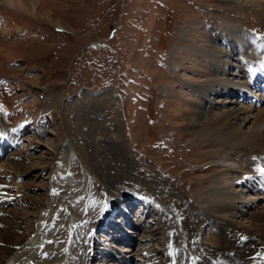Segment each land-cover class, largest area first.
<instances>
[{
  "label": "rangeland",
  "instance_id": "1",
  "mask_svg": "<svg viewBox=\"0 0 264 264\" xmlns=\"http://www.w3.org/2000/svg\"><path fill=\"white\" fill-rule=\"evenodd\" d=\"M46 11L51 23L0 2V131L22 125L13 138L17 146L0 160V234L8 227L5 220L29 238L38 228L36 218L48 230L67 224L65 205L77 208L78 225L86 224L122 196L136 200L125 184L141 186L150 176L198 206L205 220L197 224V238L214 246L226 222L203 211L208 185L201 180L215 177L210 169L220 146L201 142L172 120L171 110L182 99L195 100L202 84L191 68H182L181 53L194 50L189 35L205 27L213 47L228 52L223 38L231 29L253 36L250 28L264 38V18L223 0H42L40 12ZM207 95L218 102L213 111L246 105L234 95ZM67 140L73 151L63 147ZM240 184L233 177L230 188L242 198L261 193ZM81 191L83 200L74 205ZM260 205L240 203L237 228L250 227V214ZM159 209L153 204L134 222L137 227L126 226L128 243H121L125 234L105 239L115 236L124 250L132 248L122 252L131 264H166L167 246L154 232ZM225 231L233 240L244 235ZM3 251L0 245V261ZM79 252L73 258L89 263L92 254ZM102 253L91 262L99 263Z\"/></svg>",
  "mask_w": 264,
  "mask_h": 264
},
{
  "label": "bare ground",
  "instance_id": "2",
  "mask_svg": "<svg viewBox=\"0 0 264 264\" xmlns=\"http://www.w3.org/2000/svg\"><path fill=\"white\" fill-rule=\"evenodd\" d=\"M223 1L236 9H253L264 18V0ZM0 2L36 19L52 22L49 11L43 15L40 12L42 0H0ZM191 33L189 36L195 37V40H189V44L194 50H191L192 52L185 50L181 53L182 68H191L196 81L202 84L198 92L194 93L197 97L195 100L182 99L181 107L171 110L172 120L186 133H192L201 139V142L220 146L210 169L216 171L215 177L201 180L208 185L203 198L205 203L203 211L216 212V218L226 222V225L220 228L217 241L213 242L214 246L203 243L196 234H198V222H204L205 219L201 220L197 214L200 210L195 203L177 194L164 182L150 179V176L141 180L143 183L141 186L134 183L125 184V190L133 196H141V202L146 199L144 208L155 204L161 209L158 215L160 223L154 232L159 233V237L162 234L161 239L165 241L167 264H264V205L259 203L264 200V175L259 172V168L264 167V106H262L264 104V42L253 41V37L242 29H231V34L225 35L226 42L233 49L230 50L232 52H228L213 47L209 27H205L204 32ZM252 44L255 45L256 51L249 48ZM236 54H239L238 59L234 57ZM240 77L245 79L241 81ZM207 93L221 94V96L234 95L235 102L239 99V102H244L246 105L213 111L212 108L216 107L218 102H213L210 98L211 94L207 95ZM112 96H115V93ZM6 141L7 137L0 136V146ZM62 145L66 150L74 149L70 140L63 142ZM233 177L238 183L241 182V186L250 184L261 193L242 198L237 195L235 189L230 188ZM88 185L86 182L84 188ZM81 193L82 191L79 192L78 199L72 202L74 205L83 197ZM61 201L65 204L70 199ZM240 203L248 207L260 205L259 210L250 214L251 221L247 222L251 224L250 227L236 226L242 223L239 220L241 215L237 213ZM115 204L116 202L106 210L104 217L108 216ZM76 209V207L69 209L65 205L70 220L64 225L55 224L49 230L48 223L36 218L38 228L31 238L25 233L17 234L15 230L23 229L12 227L5 220L3 224H7L8 227L0 234V245L4 247L0 264H76L73 253L78 252L75 253L73 249L77 250L80 247H70L72 235L78 229L82 235H85L86 228L95 224L92 221L87 222L77 229L75 219L78 210ZM229 227L234 234L242 231L244 235L240 237L241 239L233 240L234 236L227 235L225 231ZM65 232L69 235L68 243L63 237ZM116 234L119 236L118 232ZM109 240L114 242L117 238L113 236ZM122 242H126V239L124 238ZM4 261L6 262L3 263Z\"/></svg>",
  "mask_w": 264,
  "mask_h": 264
},
{
  "label": "snow or ice",
  "instance_id": "3",
  "mask_svg": "<svg viewBox=\"0 0 264 264\" xmlns=\"http://www.w3.org/2000/svg\"><path fill=\"white\" fill-rule=\"evenodd\" d=\"M259 172L261 173V175H264V167L259 168Z\"/></svg>",
  "mask_w": 264,
  "mask_h": 264
}]
</instances>
